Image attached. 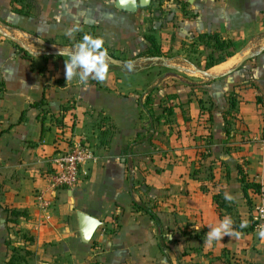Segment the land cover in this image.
<instances>
[{
	"label": "crops",
	"instance_id": "0c3cea01",
	"mask_svg": "<svg viewBox=\"0 0 264 264\" xmlns=\"http://www.w3.org/2000/svg\"><path fill=\"white\" fill-rule=\"evenodd\" d=\"M14 1L0 0V264L12 255L20 264H264L252 221L261 195L249 191L247 201L238 170L264 196V0H150L135 12L115 0H21L28 14ZM202 32H219L236 51L204 68L188 47ZM83 33L104 41L103 81L66 77ZM148 34L160 55L139 56ZM82 138L99 162L39 209L54 156ZM219 192L233 198L231 214L213 201ZM77 211L101 221L88 243ZM225 217L242 230L231 225L238 236L208 247L207 232Z\"/></svg>",
	"mask_w": 264,
	"mask_h": 264
},
{
	"label": "trees",
	"instance_id": "16d2710c",
	"mask_svg": "<svg viewBox=\"0 0 264 264\" xmlns=\"http://www.w3.org/2000/svg\"><path fill=\"white\" fill-rule=\"evenodd\" d=\"M21 3L22 6L20 8H18L17 4ZM13 11L19 14H28L29 13V4L27 3H22L21 0H15L13 3ZM176 5H178L182 11L184 12V14H188L185 9L184 6L186 5V3H180L179 1H176ZM149 7V6H148ZM148 7H146V9H148ZM154 12H159V9L156 8ZM0 22L4 23L2 20H0ZM150 32L153 30H149ZM84 34L87 33H83L81 34L82 37ZM80 36V35H79ZM79 39V37H78ZM76 40V42H80L81 39ZM146 39L149 43V46H147L141 53L139 56H145V57H149V56H158L160 55V49L159 47L156 45L157 41L155 39V37L151 34H148L146 36ZM188 47L190 48V52L192 53H196L199 51H207V54L202 58V62H203V67L204 68H209L213 65L219 64L223 61H225L228 57L232 56L234 54V52L236 51L237 46L233 43V41L227 37H224L222 34H220L219 32H202L197 34L194 37V40L192 42L189 43ZM18 52L23 54V57L26 59H30V56L27 55L26 53H24L23 51H21L20 49H17ZM198 61L196 64L198 66H200V62ZM4 85L0 82V92L3 90ZM210 103V102H209ZM43 101H39L37 103H34L32 106L34 107H41L43 105ZM199 104H200V108L203 104V100H199ZM236 99H235V95L234 92H230L228 94V113L230 114L231 111L236 110ZM72 106V105H71ZM151 107H152V100L150 98L149 95H147V97L145 98V101L143 103V108L147 113L151 114ZM164 111L166 113V115H170L173 113L172 108H164ZM153 117V115H151ZM207 120H211V117H209ZM224 123L227 124V119H224ZM141 138V135H138V140ZM239 181L241 183V189L242 192L244 194V196L246 197L247 201L250 200L248 192L251 191L254 194H256L257 196H260L262 194L261 191V186L259 183L255 182L252 179H249L243 172L242 170L239 168ZM225 195L222 192H219L217 194L213 195V201L216 203L217 207L220 210H223L224 213H228L231 214L233 207L229 204V200H225L224 199ZM147 212H150V215L152 216V218L154 220H156L155 216L151 213V211L149 209H146ZM17 211L12 210L11 213L12 214H16ZM233 228L236 230H242L240 228L239 225H237V223H233ZM157 227H159V225L157 224ZM17 261V263H16ZM22 261H24V257L22 256H15L12 255L8 264H20Z\"/></svg>",
	"mask_w": 264,
	"mask_h": 264
},
{
	"label": "built area",
	"instance_id": "2783aa9c",
	"mask_svg": "<svg viewBox=\"0 0 264 264\" xmlns=\"http://www.w3.org/2000/svg\"><path fill=\"white\" fill-rule=\"evenodd\" d=\"M99 155L86 139L74 141L67 149L60 151L53 158L51 172L47 176V186L35 194L36 205L41 210L53 205L52 195L60 188H70L76 185L80 169L87 165H96ZM252 221L255 228L264 229V196L261 194L255 206Z\"/></svg>",
	"mask_w": 264,
	"mask_h": 264
},
{
	"label": "clouds",
	"instance_id": "9594fccd",
	"mask_svg": "<svg viewBox=\"0 0 264 264\" xmlns=\"http://www.w3.org/2000/svg\"><path fill=\"white\" fill-rule=\"evenodd\" d=\"M123 2V0H122ZM82 29L77 24L67 29L65 35L73 37L74 33L80 32ZM104 41L100 37H93L89 34H84L82 40L75 45V52L70 56L68 62L65 64L66 77L71 79L77 76L81 82H86L89 76L97 81L105 80L108 74L107 50L103 48ZM225 200H232L230 195H225ZM232 221L230 218L225 219L213 227L206 234L205 243L208 247L212 246L213 241H221L225 236L239 235L234 233L231 228ZM246 226L242 224L241 227ZM198 231L199 228L197 227ZM258 238L264 242V229L258 233Z\"/></svg>",
	"mask_w": 264,
	"mask_h": 264
},
{
	"label": "water",
	"instance_id": "95a60500",
	"mask_svg": "<svg viewBox=\"0 0 264 264\" xmlns=\"http://www.w3.org/2000/svg\"><path fill=\"white\" fill-rule=\"evenodd\" d=\"M191 3L192 0H189ZM150 0H115V7L117 9L135 12L138 7L143 8L148 6ZM76 216L78 219V229L80 240L83 243H88L93 236L95 230L101 225V221L89 214H86L82 211H77Z\"/></svg>",
	"mask_w": 264,
	"mask_h": 264
},
{
	"label": "rangeland",
	"instance_id": "374dc122",
	"mask_svg": "<svg viewBox=\"0 0 264 264\" xmlns=\"http://www.w3.org/2000/svg\"><path fill=\"white\" fill-rule=\"evenodd\" d=\"M195 54H196V58H197V59H202V58L207 54V51H205V50L202 51V50H201V51H199V52H196Z\"/></svg>",
	"mask_w": 264,
	"mask_h": 264
}]
</instances>
